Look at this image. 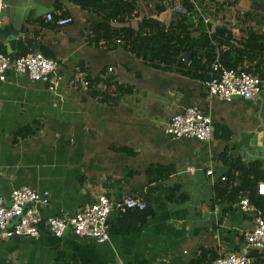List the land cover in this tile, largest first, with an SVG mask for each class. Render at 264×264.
Segmentation results:
<instances>
[{
	"label": "crops",
	"instance_id": "1",
	"mask_svg": "<svg viewBox=\"0 0 264 264\" xmlns=\"http://www.w3.org/2000/svg\"><path fill=\"white\" fill-rule=\"evenodd\" d=\"M210 2L239 12L244 0H198L203 13L191 3L194 22L201 18L208 25L207 17H218ZM2 4L0 55L45 52L57 63L60 79L55 90L12 72L0 81V197L8 205L13 189L47 191L50 204L41 209L46 219L74 216L102 195L112 201L140 196L154 216L139 232L123 234L116 231L128 221L111 215L110 238L102 244L70 231L58 238L44 229L36 239L2 237L0 264H209L239 252L264 264V251L244 242L260 211L251 204L255 211L244 213L241 198L221 202L214 193L228 172L223 153L264 170V79L252 101L211 99L205 82L155 68L122 42L99 45L105 41H95L92 32L102 20L69 0H0ZM136 7L138 18L113 27L137 30L143 17L168 26L186 15L184 0H137ZM248 10L236 13L237 18ZM221 13L222 19L227 16ZM48 14L71 17L73 23L57 27L46 21ZM260 14L257 19L264 18ZM252 25L261 32L264 21ZM244 32L232 29L236 39ZM188 53L191 59L184 56ZM181 57L188 65L193 59L191 52ZM77 74L85 80L111 78L131 90L115 95L104 82L96 91L73 87ZM186 108L210 116L209 143L174 140L164 133L170 119ZM22 129L31 136L16 138ZM210 166L211 177L206 174ZM257 192L264 197V180Z\"/></svg>",
	"mask_w": 264,
	"mask_h": 264
},
{
	"label": "trees",
	"instance_id": "2",
	"mask_svg": "<svg viewBox=\"0 0 264 264\" xmlns=\"http://www.w3.org/2000/svg\"><path fill=\"white\" fill-rule=\"evenodd\" d=\"M69 1L83 11L96 14L102 20V23L93 29L95 41L102 40L108 44L119 40L125 47L134 51L138 59L155 68L174 71L181 76L204 83L209 79L211 64L219 57V62L228 70L247 71L264 79V31H255L253 27L247 26L243 37L236 39L232 29L227 25H218L212 29L201 18L194 22L195 10L189 0H184L186 15L181 20L172 21L168 26H164L143 17L137 30L132 27H113L114 24L124 25L138 18L137 0ZM244 18L253 20L257 16L254 17L252 12L248 11ZM263 21L264 18L261 17L255 20V23L261 26ZM196 33L199 36L193 38ZM185 52H191L193 56L189 65L182 61L181 56ZM24 54L26 52L22 53ZM42 54L49 59L45 52ZM87 81L88 90L96 91V85L100 82H104L106 88L113 90L115 95L127 94L131 90L128 86L117 85L111 78L103 81L95 77L92 80L87 78ZM104 99L107 100L108 97ZM30 136L31 133L26 129L16 134V138L21 139ZM220 158L228 172L224 176V181L214 186L216 200L235 203L240 198H248L250 205L264 215V197L257 192L258 184L264 180L261 165L258 163L245 165L239 159H229L226 153L221 154ZM153 216L154 212L148 206L144 211H128L118 216L123 222L128 221L126 224L128 226L122 225L116 232L123 234L139 232L147 219Z\"/></svg>",
	"mask_w": 264,
	"mask_h": 264
},
{
	"label": "built area",
	"instance_id": "3",
	"mask_svg": "<svg viewBox=\"0 0 264 264\" xmlns=\"http://www.w3.org/2000/svg\"><path fill=\"white\" fill-rule=\"evenodd\" d=\"M195 4L196 0H189ZM5 7V5H0ZM46 21L57 27H66L73 23L71 17L54 19L51 14ZM264 28L262 29V32ZM120 43V41H117ZM99 45L105 46L106 42ZM112 72V69H108ZM26 76L32 82L47 83L55 90L60 77L57 74V63L43 56L40 52H30L16 58L0 55V81H6L7 74ZM73 87H88V81L80 74L70 82ZM261 79L247 71L228 70L219 62V57L210 66V76L205 81L207 94L211 99L230 102L233 98L252 101L261 90ZM164 133L174 140L190 139L200 143H209L213 137V125L210 116L197 108H186L174 115L164 129ZM207 176L213 174L212 167L206 171ZM224 180V179H223ZM263 195V192L259 191ZM6 200L0 197V238L13 236L36 239L42 229L55 237H62L68 228L76 237L91 240L98 244L105 243L110 238L109 221L111 215L121 216L128 211H144L147 203L140 196H126L119 201H112L105 195L99 196L90 206L79 210L71 217H48L44 219L41 209L50 204V194L47 191H37L23 186L13 189ZM244 213L254 212L248 199L239 202ZM244 242L248 248L264 251V216L257 212L253 228L245 232ZM209 264H256L248 252H239L221 256Z\"/></svg>",
	"mask_w": 264,
	"mask_h": 264
},
{
	"label": "rangeland",
	"instance_id": "4",
	"mask_svg": "<svg viewBox=\"0 0 264 264\" xmlns=\"http://www.w3.org/2000/svg\"><path fill=\"white\" fill-rule=\"evenodd\" d=\"M195 5L198 6L197 11H199L200 13H203L202 7L199 6L198 0L195 1ZM242 5H243V8H241L239 10V12L238 11L236 12V11H233L232 8L231 9L227 8L228 6L225 7V9H224V7L222 9H218L219 4H215L214 2H210L211 8L215 9L219 13H218V17L215 16V18H211V17L206 16L207 17L206 19H209V21L211 22V23H209V25L211 26L212 29H214L218 25H225V24L228 26V28L234 29V30H237V28L238 29L239 28L245 29L246 26L254 27V25H252V24L255 20H258L257 18L256 19L254 18L253 20H249V19H245L244 17L243 18H237V15L242 13L244 10H248V9H249L248 11L252 12L254 17L258 13L260 14L261 12H262V14H264L262 11V10H264V0H244ZM204 11L206 12V8L204 9ZM224 11H226L227 16H224V18L222 19V17H221L222 13L221 12H224ZM236 13H238V14L236 15ZM219 14H220V17H219ZM261 16H258L259 19ZM254 28H256V27H254Z\"/></svg>",
	"mask_w": 264,
	"mask_h": 264
},
{
	"label": "water",
	"instance_id": "5",
	"mask_svg": "<svg viewBox=\"0 0 264 264\" xmlns=\"http://www.w3.org/2000/svg\"><path fill=\"white\" fill-rule=\"evenodd\" d=\"M118 27H121V25H118ZM184 56L187 58V59H191V54L188 53V54H184ZM69 232V229L67 228L65 233Z\"/></svg>",
	"mask_w": 264,
	"mask_h": 264
}]
</instances>
